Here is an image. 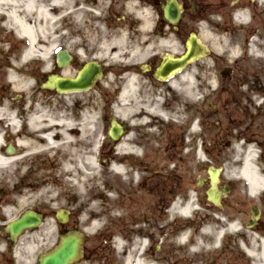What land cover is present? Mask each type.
Returning a JSON list of instances; mask_svg holds the SVG:
<instances>
[{
  "label": "rangeland",
  "instance_id": "374dc122",
  "mask_svg": "<svg viewBox=\"0 0 264 264\" xmlns=\"http://www.w3.org/2000/svg\"><path fill=\"white\" fill-rule=\"evenodd\" d=\"M43 1L50 3V0ZM111 1L83 0L82 3L81 0H74L67 17H60L53 28L50 41L57 46V49L67 48L73 52L78 49L80 56L85 60L96 56L105 66L107 64L112 66L110 68L106 66L108 69L92 90L82 94H71L72 96L66 100L41 89L38 82L44 80L45 74L37 68L38 65L46 62L36 57L32 64L33 68H30L35 72L29 85L30 89L18 90L10 85L11 82L7 84L8 77L12 73L11 69L23 63L21 57L28 47V40L18 36L15 30L7 25L5 14L0 15V107H2L1 102L5 101L15 107L19 106L15 109L19 118V128L21 122L23 125L25 123L22 115L23 117L28 115L27 113L21 115L20 109L27 104L44 105V108L51 113L58 112L71 116L75 125L80 122L78 117L80 112L87 111L88 127L91 131L96 129V133L91 136L87 134L85 148L90 151L94 148L92 143L98 139L96 156L101 157L96 172L90 167L84 170L79 168L76 171L80 179L83 178V174L86 178L83 179L86 183L83 195L77 196L79 190L77 186L74 183L71 186L66 182L69 179L73 180V172L63 177H59L56 173L53 176L54 183L51 184L52 200L47 194H43V189L48 187L49 181V177L46 179L43 176L48 172L45 170L47 156L32 155L27 159V163L23 164L25 167L22 169L26 174L15 171V174L9 175L10 179L15 180L9 186L12 190L16 187L17 194L12 190L10 192L4 189L8 177L3 175L1 169L0 212L6 205L15 201L17 196H22L26 192L31 193L43 183V188H40L41 200L32 204H34L33 209L47 214L46 220L37 230L22 236L24 245L30 236L36 235L38 241L35 240V248H41L40 251L38 250L39 253L57 243L58 234L62 230L60 231L53 213L67 209L71 214L63 226L67 230L71 228L83 230L86 234L84 248L96 249L101 255L91 260L88 257L84 258L79 264H131L132 262L134 264L137 253L142 252L141 248H146L141 258L149 264H254V259L248 255L247 250L255 248L259 259V248H261L259 235L264 230L258 226L246 227V222L250 218L252 205L256 203L263 206L264 198L256 201L249 198L246 193L247 183L238 175L237 178L228 176L230 172L233 174L234 170L241 167L242 154L248 145V139H256V151L261 157L264 153V88L259 87H264V41L259 44L261 53L260 57L256 58L255 50L253 53L249 52L250 54L245 51L246 43L243 39H239L238 31H235L233 36L229 34L223 37L215 36L211 26L204 25L201 28L202 36L210 39L209 44L216 56L203 59L194 65L192 72L196 81V91L191 95L192 98L185 97L183 94L187 93L183 91L177 92L168 87V83L164 84L165 86L160 85L158 90L156 84L151 83L149 91L141 92L142 105L145 103L146 108L153 107L154 101L160 98V103L167 102L166 129L167 131L170 129L173 134H179V140L176 144L177 149L165 151L160 142L162 132L159 127L162 123L158 122V126L149 129V137L145 135L137 137L133 135V126L149 124L154 119L147 117L145 120L142 119L141 123L133 124L131 108L123 112L124 114L118 112L120 109L118 90L124 83L121 79L124 74L122 69L124 64H131L132 59L135 58L128 52L131 42L127 34L116 37L121 28L128 26V21L132 17L131 9L124 6L123 0L119 1L118 5H113V12L121 15L120 19L114 18L113 21L105 23L102 19L103 9L105 10V6ZM262 26L259 33L264 39V13ZM119 38H125L126 42L122 45L124 49L122 58L115 59L104 51L101 43ZM233 48L237 49L234 56L231 54ZM54 51L50 54L49 64L52 62ZM244 55L246 56L243 57ZM231 65L239 66L242 70L238 71L240 77L232 80L222 78L220 73ZM73 66L79 67L77 62ZM42 67L44 68V65ZM260 68L263 70L258 72ZM211 80L214 81L212 85L209 84ZM147 82L150 83L148 80ZM10 90H13L11 96ZM18 94H24L25 98L18 99ZM155 94L157 96L159 94L160 98L155 97ZM194 100L199 101L196 104L199 107L198 113L202 111V114L208 115L207 118L201 117L203 123L200 130L198 129L201 133L195 145L188 138L185 141L181 140L183 130L182 126H179L181 121L178 122L183 115L181 113L183 103L187 107L186 110H189L192 108L189 103L192 104ZM211 102L219 107L218 111L213 108ZM55 105H58L61 111H57ZM65 105L67 110L63 109ZM139 109L140 106L136 108L137 111ZM114 116L128 124L131 132L126 142L129 146L134 142L133 149L138 148L140 154L130 153V157L127 158L125 153L120 155L117 153L118 149L112 148L106 132L109 121ZM167 119L163 121L166 122ZM163 127L165 128V125ZM5 129L1 130L4 137ZM168 138L172 141L171 135ZM9 141L17 144L16 138ZM238 147L241 149L237 151ZM16 153L21 155L20 150ZM198 153L202 156L199 157ZM258 157L259 163L261 157ZM57 159L59 163L62 162L61 152L57 154ZM115 164H122L125 168L124 173L116 174L113 168ZM209 165L221 167L223 171L219 185L230 186V191L223 197L221 206L213 204L206 197V190L209 187L207 180ZM15 166L19 168L21 165ZM162 175L168 177V180L165 188L159 190L156 182ZM149 177L153 178L149 179ZM199 177L205 179L201 186L197 184ZM94 186H98L102 193L98 192V189L93 190L92 193L88 191ZM191 195L195 197L196 209L190 210L188 217L181 216L180 210L185 207L184 202ZM3 222L0 220V232H3L1 229ZM231 222L238 224L239 230L229 231ZM49 226L54 228L50 236L46 235V228ZM207 228L219 237L223 231L228 230L217 242L215 240L211 242L213 246L211 252L202 249L210 244L202 233ZM183 235L186 237L185 244L180 243ZM5 240V233L0 234L2 245ZM144 243L146 245L143 247ZM195 248H199L198 252H194Z\"/></svg>",
  "mask_w": 264,
  "mask_h": 264
},
{
  "label": "bare ground",
  "instance_id": "6f19581e",
  "mask_svg": "<svg viewBox=\"0 0 264 264\" xmlns=\"http://www.w3.org/2000/svg\"><path fill=\"white\" fill-rule=\"evenodd\" d=\"M74 0H50V3L42 2V0H0V15L5 14L7 18V25L14 29L18 36L26 38L28 40V47L24 51L22 56V65H19L16 68L11 69L12 73H10L8 77V83L10 82L11 86L14 89L27 91L30 87L31 80L34 77V73L31 71V60L36 57L44 62V70L47 71L50 69L49 59L50 54L55 49L56 45L50 41V36L52 34L53 28L56 23L59 21L60 17H67L69 13V8L72 6ZM83 3V0H81ZM63 10L62 12H60ZM63 13L62 15H60ZM144 19V18H143ZM145 22L148 23V19H145ZM124 33H121V35ZM120 35V36H121ZM123 37V36H122ZM126 42L125 38L112 39L110 41H104L101 43V47L103 46L104 51L111 55L112 58L121 59L123 55V43ZM116 47H113L115 46ZM169 46L168 49L174 51L176 47L175 45H166ZM171 46V47H170ZM134 49L129 46L130 52ZM147 50H150L151 47L147 46ZM237 53V49L233 48L231 50V54L234 56ZM253 53V50H252ZM260 50L255 51V57H260ZM172 54V53H171ZM135 60V59H132ZM31 68V69H30ZM130 65L124 64V69L129 71ZM67 73V70L64 71ZM65 76V75H64ZM126 79V84L124 90L121 92V95L118 99V107L119 114H124L130 110L132 113V121L131 123H139L140 118L145 114L147 117H159L161 119H166L165 111L162 110L160 105V99L155 102L153 107L143 108L141 112L137 111L136 108L140 106V96H139V86H140V77L135 75L132 72H127L124 76ZM38 83H42L41 81ZM214 83L213 80L209 81V84L212 85ZM5 84V85H7ZM171 88L178 91H183L188 95H193L196 91V81L194 77V72L192 73H184L181 77H176L175 79L169 82ZM30 89V88H29ZM13 90L11 91V95ZM2 107H0V170L2 169L3 175L8 177L7 183L4 186L6 191L11 192L10 183H14L12 179L9 178V175H13L19 171V174H26L22 168L25 167L23 164L27 163V159H29L32 155L36 156H47V174L44 173L43 176L48 181V187L43 189V194H47L51 197V192L53 189L51 184L54 183L53 176L57 173L59 177L69 176L72 172L74 173L73 180H66V182L71 186L73 183L77 186L78 193L77 196L83 195V188L85 183V175L83 174V178H79L77 176V169L81 168L84 170L86 167H90L94 172L99 169L101 157H97V148H98V139H95L92 143L94 148L90 151L86 150L85 145H87V134L89 136L96 133V129L91 131L88 127L89 119L87 111H81L79 114L80 122L75 125L74 119L71 116L60 114L58 112L51 113L49 110L44 108V105H35L29 106L25 105L24 108L20 109L21 115L24 113L28 114L25 118V123L22 128H19V118L15 109H18L19 106L9 104V102H1ZM37 104V103H36ZM18 107V108H17ZM57 111H61L60 107L55 105ZM140 110V109H139ZM97 121V119H96ZM6 128L5 137L1 134V130ZM77 134V135H76ZM12 138H16L18 147L11 142V145L14 148V153H8L5 150V144L9 142ZM98 140V141H97ZM248 145L245 151L242 154L243 163L240 168L234 170V173L230 172L228 177L237 178V175L242 178L247 183L246 193L249 198L256 201L257 199H261L264 193V155L260 158V162L258 163L255 159V144L256 139L247 140ZM241 147L237 148V151L240 150ZM21 151V155L17 154V151ZM135 154H138V149H129L128 142H126V138L122 140V142L118 146V154L123 155L126 151H131ZM61 152L62 162L59 163L57 159V154ZM199 157L201 153L198 154ZM202 156V155H201ZM98 158V160H97ZM99 162V163H98ZM56 163V165H55ZM19 164V168L15 165ZM55 165V166H54ZM77 165V166H74ZM15 167L17 169H15ZM116 174H122L125 171V168L122 164H115L113 166ZM46 172V171H45ZM43 174V173H42ZM220 178V177H219ZM5 179V178H4ZM86 179V178H85ZM15 181V180H14ZM220 179L219 182L220 183ZM218 187V184H217ZM14 191L15 194V188ZM43 188V183L38 187L37 190L31 193H24L22 196L16 197V202L13 201V205L10 203L6 205L2 211L0 212V220H3V226L10 223L12 220L17 219V217L27 209H32V204L34 201L37 202L41 200L40 191ZM219 188V187H218ZM98 192L102 190L98 188V186L91 187L89 192L92 191ZM100 193V194H101ZM38 195L37 197H31L32 195ZM52 200V197H51ZM194 207V204H188L186 208L181 209V216L188 217L191 213L190 209ZM239 230L238 224L230 225V230L235 232ZM54 231L53 226H49L46 228V235L50 236ZM228 231V230H225ZM205 239L210 243L202 248L206 252H211L213 250V246L211 242L215 240L216 242L220 239L219 235L214 234L210 228H207L202 231ZM28 238V237H27ZM26 238V239H27ZM24 239H20L17 241V245L15 246L16 250H22L23 248H28V251L32 253L35 248V240L38 241L36 235L30 236L23 245ZM205 240V241H206ZM206 241V242H207ZM180 243L185 244L186 239L183 235L180 238ZM146 243L143 244V247ZM215 245V244H214ZM199 248H195L194 252H198ZM143 252V251H142ZM142 252H138L137 256L134 258L136 264H149L145 262L141 255ZM248 255H250L254 259V264H264V240L262 241V250L259 254L255 252V248H248ZM130 262H131V258ZM129 262V260H128ZM25 264H28L26 262Z\"/></svg>",
  "mask_w": 264,
  "mask_h": 264
},
{
  "label": "flooded vegetation",
  "instance_id": "af4514ba",
  "mask_svg": "<svg viewBox=\"0 0 264 264\" xmlns=\"http://www.w3.org/2000/svg\"><path fill=\"white\" fill-rule=\"evenodd\" d=\"M119 1L121 0H112L109 5L105 6L106 9L105 10L103 9L102 19H104L105 23H109L113 21L114 18H116L117 20L120 19L121 15H118V13L116 15L115 14L116 12L115 11L113 12V5L115 4L118 5ZM123 1H124L123 3L124 6L125 7L127 6V8L129 7L131 9L132 17L128 21L129 27L126 26L124 27V29L121 28L120 32L117 34L116 37L120 36L122 32H124V34L126 33L127 36L130 38L131 47L134 48L132 51L130 49V55L133 58H135L136 61L132 60L131 64H129L131 65L129 71L122 69V72L124 73L123 75H125L127 72H132L140 77L139 96L141 92L143 93L147 90L149 91L150 87L152 86L151 83H155L156 90H158V88H160L159 87L160 85L165 86L164 84L167 83L169 84L170 80L176 77L175 76L172 79H168V80H158L153 76V73L162 62L164 55L170 52L171 50L168 49L169 46L166 45H175L174 47L176 48L173 49L174 51H172V53L176 56L183 55L186 52L187 43L190 39L192 41H195V39L202 41L210 46L209 44L210 39H205L202 36L201 28L204 25L211 26L212 32L215 36L223 37L224 35L226 36L228 34L230 36H233L234 32L238 31L239 32L238 36L240 37L239 39H243V41L246 43L245 51L248 53L249 52L251 53L253 49H259L260 46L259 44L264 41V39H262V36H260L259 33L260 28L263 27L262 24H263V13H264V0H176V2L178 3V5L182 10L181 16L176 24L170 23L163 18V10L161 8L164 4L168 2V0H123ZM122 18H124L125 20V16H123ZM145 19H148V23L145 22ZM254 44H257V46ZM147 46L151 47V49L147 50L146 49ZM58 50L59 49H57L54 52L53 58L51 56L52 62H50L51 66L49 70L47 71L44 70L42 66L45 64L43 63L42 65L41 64L38 65L37 69L40 70L43 74H45L44 79H46V77L49 74H53L56 76H60V75L75 76L78 70L83 66V64L89 60H97L102 65L104 72L106 69L112 67L107 64L106 65L108 66L107 68L105 64L101 62L100 59L96 58L95 55H94L95 57L88 58L87 60H85L83 57L80 56L78 49H76V52L67 49L70 55L69 62L66 66H62L58 60V52H57ZM81 52L82 50H80V53ZM246 55H244L243 57H245ZM215 56L216 54L211 48L210 57L198 58L196 60L191 61L185 68H183L178 73L177 76L181 77L186 72L189 73L192 72L193 67L196 63L201 62V60L203 59H209ZM34 62L32 61L31 68H33L32 64ZM76 62H77V66L79 67L74 68L73 65H75ZM231 66H232V73L231 76L229 77V80H232L235 77H240L239 72L242 70L239 69V66L238 65L237 66L231 65ZM65 70H67V73H64ZM262 70L263 68H260L258 72H261ZM33 73L35 74V72ZM147 80L150 81V83H148ZM169 86L170 84L168 85V87ZM233 87H236V85H233ZM259 87L264 88L263 86H259ZM48 92H52L54 93V96L63 98L64 100L72 96L71 94L85 93L84 91L59 93L56 89H51ZM183 95L185 97L192 98L191 95L188 94H183ZM155 97L160 98V95L158 94L157 96L155 94ZM21 98L23 100L25 98L24 95H22ZM142 100L143 99H141V101ZM69 101H71V99H69ZM197 102L196 100H194L192 103L194 105L189 103V105H191L192 108L188 107L190 109L186 110L187 108L186 105L183 103V101H181V104L183 103L182 112H181L183 113V115H181L180 119L178 120V122L181 121V124L179 126H182V130H183V135L181 140L185 141V139L188 138L189 141L192 140L194 145L197 142L196 140L200 137L201 132L200 131L198 132V129L200 130L201 123H203L201 117L202 116H205V118L208 117L206 113L202 114V111L198 113L199 107H197L196 105ZM142 104L143 102H140L139 112H141L142 109L146 108L145 106H147L145 103L144 105ZM160 105L162 110L166 112L168 107L167 102L166 101H164L163 103L161 102ZM65 106L63 107V109L67 110V106L66 107ZM213 108L216 111H218L219 109L217 105H215V107ZM185 113H187V115ZM139 118L140 120H142V117L140 115ZM143 118H147V116L144 114ZM152 119H154L152 123L145 124L143 121L142 123L144 124H141L142 126L140 124L134 125L133 135H136L137 137H142V135L149 137L150 136L149 129L154 126H158V122H159L162 123L159 127L160 131L162 132L160 142L164 147L165 151L177 149L176 144L179 140V136H178L179 134H173L172 132H170V129H168L167 131L166 126H168V124L166 123L168 121L164 122L161 118L157 116L152 117ZM205 122L206 121L204 120V123ZM139 123L141 122L139 121ZM164 125L165 128L163 127ZM126 126L129 132H131L128 124ZM169 135H171L172 141L170 140V138H168ZM121 142L122 139L117 144V146H119ZM133 145L134 142L130 144L129 146L130 149L131 148L133 149ZM142 147L145 148V146ZM184 149L182 150L184 151ZM125 153L127 158L130 157L129 153H131V151H126ZM152 178L153 177H149V179ZM167 180L168 177L163 175L160 176L159 179H157L156 184L158 185L157 187L159 190L165 188ZM262 197L264 198V193ZM161 201L162 199H160V202ZM259 207H260L259 208L260 215L257 226L258 228L262 227L264 230V203L263 206L261 205ZM43 213H44V217L46 218L47 214L45 212ZM61 230L64 231L66 230V228L60 227V231ZM0 234L3 235V232H0ZM260 237L263 241L264 232L260 235ZM259 249L261 252L262 248ZM87 250L88 249L86 248L84 251V256L86 258L88 257L91 260L93 257L96 256L101 257V255L97 252L98 250L96 249H90L88 251ZM34 254L37 257L36 248H34V252L32 253L28 251V248H23L21 251H18L17 254L15 246H11V243L7 240V235L4 245L0 243V264H25L26 262L34 260L35 258Z\"/></svg>",
  "mask_w": 264,
  "mask_h": 264
},
{
  "label": "water",
  "instance_id": "95a60500",
  "mask_svg": "<svg viewBox=\"0 0 264 264\" xmlns=\"http://www.w3.org/2000/svg\"><path fill=\"white\" fill-rule=\"evenodd\" d=\"M163 11L165 12V18L169 19L168 17H170V21L174 22H176L181 15V8L176 0H168L167 4L163 6ZM207 51V47L203 43L196 39L195 41L190 39L187 43V50L183 55L179 57L171 55L164 56L161 65L155 70L153 75L160 80L167 79L185 67L190 61L198 57L206 56ZM69 58L70 55L66 50H62L58 54V60L62 66L68 64ZM228 72L229 69H226L222 72V75L225 76ZM102 74L103 69L100 64L97 61H89L86 62L73 77L49 75L47 81L42 84V87L54 88L58 92L88 90L95 85ZM126 132L125 126L116 118L111 120L108 135L113 145H115L117 140ZM12 150L11 147L8 149L9 152ZM220 170L221 169L212 166L208 168L210 187L207 190V197L211 202L217 205L220 204L221 197L225 196L229 191V186L227 185L220 188L217 187ZM202 183L203 180L200 179L199 184ZM56 218L59 223H65L69 218V212L67 210H60L57 212ZM258 218L259 209L254 205L247 226L251 227L257 224ZM41 222L42 214L28 209L24 211L19 218L7 224L5 230L9 233V237L14 243L27 229L35 228L40 225ZM84 242L85 235L80 230H69L60 235L59 243L51 251L39 257V264H75L82 257Z\"/></svg>",
  "mask_w": 264,
  "mask_h": 264
}]
</instances>
